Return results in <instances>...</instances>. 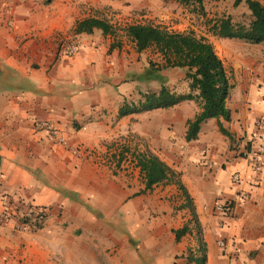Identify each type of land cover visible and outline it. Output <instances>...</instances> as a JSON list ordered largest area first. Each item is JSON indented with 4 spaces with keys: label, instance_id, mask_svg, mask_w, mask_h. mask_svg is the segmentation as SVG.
Here are the masks:
<instances>
[{
    "label": "crops",
    "instance_id": "1",
    "mask_svg": "<svg viewBox=\"0 0 264 264\" xmlns=\"http://www.w3.org/2000/svg\"><path fill=\"white\" fill-rule=\"evenodd\" d=\"M227 17L247 25L250 12L233 0H0V214H14L0 225V264H195L188 258L201 244L206 264H264V153L259 172L244 158L261 145L264 57L261 45L212 34ZM93 18L114 32L75 31ZM163 21L169 31L206 38L232 85L231 120L206 121L190 142L185 132L199 101L118 117L121 106L155 92L156 81L155 48L136 52L125 29ZM73 43L77 53L66 57ZM161 75L169 90L189 93L183 70ZM36 121L53 123L65 144L36 131ZM145 150L176 174L197 227L177 185L143 192L133 155ZM230 201L229 215L215 212ZM37 207L46 218L34 231L19 217Z\"/></svg>",
    "mask_w": 264,
    "mask_h": 264
},
{
    "label": "trees",
    "instance_id": "2",
    "mask_svg": "<svg viewBox=\"0 0 264 264\" xmlns=\"http://www.w3.org/2000/svg\"><path fill=\"white\" fill-rule=\"evenodd\" d=\"M170 1L182 5H202L206 0ZM241 3H244L250 12V21L247 25L233 24L227 17L217 21L211 27V32L218 38L235 39L251 45H261L264 57V4L257 0H233L234 7H238ZM94 30H100L104 34L114 32L111 25L94 18L78 22L75 28L77 33L86 34H91ZM125 32L134 43L136 52L141 53L151 47L155 48V54L160 58V62H155V80L162 84L158 91L143 94L138 103L121 106L118 117L157 109H168L185 101H199L201 111L187 123L186 142L196 140L202 124L210 119H222L225 122L231 120V113L226 104L232 85L222 60L217 56L213 45L206 38H198L192 32L169 31L158 26L143 24L129 25ZM168 69L184 71V78L189 87L188 94H177L164 86L163 76L160 73ZM219 130L222 134L230 137L221 126H219ZM133 159L144 180L143 192L165 182H172L177 185L185 198L182 207L188 208L197 227L198 223L192 200L170 167L147 150L134 154ZM31 221V216L21 219L24 224ZM32 226L34 231L43 227L38 223ZM188 231L187 226L176 230V240ZM188 259L195 264H206L204 245L201 244L197 256Z\"/></svg>",
    "mask_w": 264,
    "mask_h": 264
},
{
    "label": "built area",
    "instance_id": "3",
    "mask_svg": "<svg viewBox=\"0 0 264 264\" xmlns=\"http://www.w3.org/2000/svg\"><path fill=\"white\" fill-rule=\"evenodd\" d=\"M77 53V45L75 43L71 44L70 46L66 47V49L63 51V54L66 57H72ZM261 98L264 100V85L262 86L261 89ZM256 127L258 128V134L256 135L257 139L261 142L260 147L256 152H246L244 153V158L247 159L248 161V166L251 171L253 172H259L263 168V163H262V154L264 153V117L260 118L259 120L256 121L255 123ZM34 129L36 131H43L45 132L48 137L51 139V141L59 146H63L65 144V140L62 137V134L60 130L51 122L47 121H36L33 125ZM232 182L234 184H238L240 182V176L238 174H234L232 176ZM240 199H243L245 197L244 194H240ZM234 203L232 201L230 202H225L224 204H217L215 205V212L224 216H227L231 213L233 209ZM14 214L12 211H4L3 213L0 214V225H4L9 223ZM26 216H31L32 221L26 224L29 228L32 229V225L35 223L43 225L45 221V212L44 209L41 208H29L28 212L26 214H23L22 217H19V221L21 219L25 218ZM30 223H32L30 225ZM225 243L221 241L219 243L220 248H224Z\"/></svg>",
    "mask_w": 264,
    "mask_h": 264
},
{
    "label": "rangeland",
    "instance_id": "4",
    "mask_svg": "<svg viewBox=\"0 0 264 264\" xmlns=\"http://www.w3.org/2000/svg\"><path fill=\"white\" fill-rule=\"evenodd\" d=\"M239 18L241 19V21H246L247 22V20H248V18L247 17H245V15H243V14H240L239 15ZM155 26H158V27H161V28H165V29H168V27L170 26V25H168L167 24V21H163V22H159V24H155ZM155 62H160V58L158 57V55H156L155 54ZM163 71H161V73H162ZM160 73V74H161ZM161 82H159V81H155V91H158L159 89H160V86H161ZM0 95H1V92H0Z\"/></svg>",
    "mask_w": 264,
    "mask_h": 264
}]
</instances>
